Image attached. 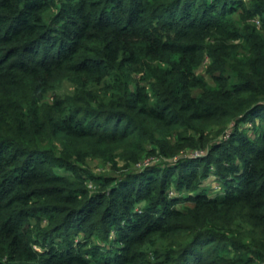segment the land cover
<instances>
[{
  "label": "trees",
  "instance_id": "trees-1",
  "mask_svg": "<svg viewBox=\"0 0 264 264\" xmlns=\"http://www.w3.org/2000/svg\"><path fill=\"white\" fill-rule=\"evenodd\" d=\"M0 264H264V0H0Z\"/></svg>",
  "mask_w": 264,
  "mask_h": 264
},
{
  "label": "rangeland",
  "instance_id": "rangeland-1",
  "mask_svg": "<svg viewBox=\"0 0 264 264\" xmlns=\"http://www.w3.org/2000/svg\"><path fill=\"white\" fill-rule=\"evenodd\" d=\"M67 87V84L65 83L64 85L61 86V90H65L64 88ZM88 170H90L93 174H96V175H100V174H103V173H111V174H114L113 172H110L109 170V167L103 163H101L100 160L98 159H88L86 161V166H85ZM60 175H63V176H66V177H71V175L63 170H56ZM212 183L210 181H208L207 183V187H211V189L213 190V192H211V194H214L216 193L217 189L215 187L216 184L214 182V180L212 179ZM214 187V188H213Z\"/></svg>",
  "mask_w": 264,
  "mask_h": 264
},
{
  "label": "built area",
  "instance_id": "built-area-1",
  "mask_svg": "<svg viewBox=\"0 0 264 264\" xmlns=\"http://www.w3.org/2000/svg\"><path fill=\"white\" fill-rule=\"evenodd\" d=\"M146 163V162H145Z\"/></svg>",
  "mask_w": 264,
  "mask_h": 264
}]
</instances>
